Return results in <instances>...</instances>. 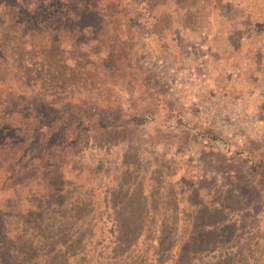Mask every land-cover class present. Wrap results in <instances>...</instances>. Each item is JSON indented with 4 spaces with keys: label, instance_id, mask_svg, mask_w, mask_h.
Segmentation results:
<instances>
[{
    "label": "rangeland",
    "instance_id": "374dc122",
    "mask_svg": "<svg viewBox=\"0 0 264 264\" xmlns=\"http://www.w3.org/2000/svg\"><path fill=\"white\" fill-rule=\"evenodd\" d=\"M198 3L203 11L197 16L173 0L160 5L158 25L136 32L135 44L125 49L129 53L120 77L107 73L105 87L103 79L99 87H88L83 69L92 68L94 54L84 58L73 112L64 104L47 103L52 72L42 80L34 74L44 61L36 48L18 40L11 43L24 58H14L21 69H16L17 76L36 83L23 95L43 96L50 115L65 113L70 122L81 119L77 132L66 136L77 144L71 152L75 159L57 164L54 173L48 166L45 174H84L85 180L43 179L37 198L38 172L31 158L10 175L0 174V264H95L76 244L83 230L75 233L71 219L61 229L65 219L58 206L46 203L52 197L59 203L65 189L67 197L76 194L86 200L71 210L79 216L102 203L109 189L141 196L142 202L147 197L150 219L155 209L174 211L175 205L183 215L194 216L201 205L204 211L213 209L205 214L219 211L217 220L235 232L236 255L209 264H264V0ZM14 16L11 12L12 20ZM50 65L41 69L49 72ZM4 160L0 154V168ZM33 199L38 207L31 216ZM9 206L16 213L7 223L3 210ZM145 238V248L160 264H193L201 248L196 236L175 242L154 230ZM140 263L154 264L151 259Z\"/></svg>",
    "mask_w": 264,
    "mask_h": 264
},
{
    "label": "trees",
    "instance_id": "16d2710c",
    "mask_svg": "<svg viewBox=\"0 0 264 264\" xmlns=\"http://www.w3.org/2000/svg\"><path fill=\"white\" fill-rule=\"evenodd\" d=\"M166 1L0 0V154H5L6 159V162H2L0 174L10 175L21 162L31 158L38 172L35 174L37 198L42 196L45 182L50 178H54L56 182L84 179V174L78 177L71 174H45L48 166L51 173H54L57 164L75 159V153L71 152L77 144L66 136L77 132L75 127L80 126L81 119L77 117L70 122L65 113H51V116L50 112L45 111L43 96L35 99L34 95H23L26 89L34 90L36 83L17 76L20 74L16 69H21L15 67L14 58L19 57L21 61L24 58H20L18 49L11 48V43L14 40L30 43L27 45L38 49L34 50L38 51L36 54L40 59L54 60V64L49 60L40 61V67L34 74L39 75L42 80L47 73L52 72L49 74L51 81L48 82V87L51 94L47 97V103L58 107L64 104L68 111L73 112V104L79 100L76 88L81 81L83 59L94 54V63L90 65L92 68L88 71L83 69L90 81L89 88L99 87L97 83L100 79H103L102 87H105L107 73L115 72L120 77L121 68L127 61L125 53H129L125 49L135 44L136 32L140 28L158 25L156 11ZM173 1L184 7L188 15L197 16L203 11L199 0ZM184 8L181 9L185 10ZM11 12L15 15L13 20ZM49 63L52 66L48 69L49 72L41 69ZM54 72L57 73L54 75ZM67 103L69 104L65 105ZM104 113L111 114L109 111ZM82 116L84 117L83 114ZM210 139L219 138L210 136ZM35 148L37 151L30 156L26 155L27 151ZM43 179L46 181L43 182ZM32 184L34 186V181ZM63 192L67 193L61 199ZM63 192L59 194V203L53 197L46 203L49 202L48 207L53 204L58 206L59 213L65 219L61 229L67 227L71 219L74 221L75 233L83 230L82 235L77 237L76 244L81 251L88 252L84 256H89L95 264H141L143 260L145 262L149 259L154 264H160L154 259L158 257L145 248V236L154 230H160L175 242H180L188 235L198 237L201 248L193 264H209L210 260L217 263L219 258L224 263L233 260L236 255L232 250L235 232L225 226L223 219L217 220L219 211L205 214L204 212L213 209L204 211L203 205L194 216L193 213L183 215L184 211L178 209L177 205L174 206V211L155 209L154 216L150 219L145 212L148 208L147 197H143L145 199L142 202L141 196H124L121 192L109 189L102 203L94 205L83 216H79L71 210L76 203L85 204L82 201L86 200L76 194L73 199L67 197L68 189ZM93 196L91 193V198ZM36 204L37 201L33 199L31 216L36 213ZM9 207L3 210L7 223L16 213L14 207ZM37 217L42 219L43 216ZM64 243L68 244L66 239L61 241L62 247ZM69 247L73 255V246ZM143 255L147 256L143 258ZM165 264H171V261L167 260Z\"/></svg>",
    "mask_w": 264,
    "mask_h": 264
}]
</instances>
